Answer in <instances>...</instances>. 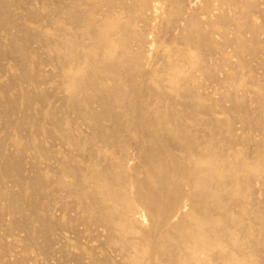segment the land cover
I'll return each instance as SVG.
<instances>
[{
    "label": "bare ground",
    "instance_id": "6f19581e",
    "mask_svg": "<svg viewBox=\"0 0 264 264\" xmlns=\"http://www.w3.org/2000/svg\"><path fill=\"white\" fill-rule=\"evenodd\" d=\"M35 1L0 0V59L9 57L6 60L13 61L9 64L14 72L9 71L8 75L15 74L14 68L20 72L16 73L18 77L13 75L4 79H11L10 82H0V114L4 119L9 113L17 114L15 110L10 112L11 103L7 102L10 100H5L6 95L10 98L9 92H6L7 83L15 88L12 85L20 81V77L24 78V82H18L22 85V82L27 83V76H32L34 81L28 78L33 83L31 85L42 84L46 80L43 81L45 76L37 70L39 64L55 61L60 76L63 74L62 86H65L61 89V94L65 92L61 97L63 102L59 98L63 103L59 106L63 107L60 114L72 110L74 114L71 115L74 116L65 112L68 117H52L47 124L54 129L61 124V129L66 128L74 141L72 130L86 121L106 150H100V145L96 146L91 141L87 144L95 145V148L76 140L75 143L82 142L88 147L84 149L87 153L83 151L86 155L82 153L85 160V156L89 158L87 166L77 165L80 159L78 156L76 163L74 156L80 153L72 154L69 165L59 167L63 168L61 174L65 176L60 174L61 178L67 179L59 178L58 171L57 181L49 175L57 186L51 184L50 177L49 180L32 177L28 185L17 181L18 187L21 182L26 186L23 189L33 192L29 196L38 195L40 199L37 200L40 201L50 194L46 191L51 185L56 188L55 191L58 190L59 196L63 192V195H72L71 203L79 206L75 214L79 208L83 213L78 219L83 222L84 230L90 226L89 229L96 231L99 225L102 228L97 230L102 232L103 229L101 234L104 237L96 236L103 243L117 245L114 240L119 239L121 244L113 247L120 252L121 256H118L114 249V260L120 264H264V150H261L264 147L260 148L257 142H261L257 139L253 142L254 138L248 134L235 132L227 121L213 116L201 119L199 116L207 114L210 109L204 102L207 97V100L225 109L233 120L238 119L240 125L249 124L256 130H264V87L251 89L249 81H240V75L248 76V68L255 63L260 65V74L264 75V0H54L53 3L46 0L47 4L57 1L53 10H50L52 5L49 3V12H46L48 9L44 8V1L41 0L42 4H38L43 6L44 11L47 9L45 17H38L42 7L37 8ZM33 2L37 5L31 7L29 4ZM26 5L38 10L29 11ZM22 11L24 15L29 14L28 19H32L27 20L33 21L28 22L30 26L24 22ZM40 17L46 18L45 22L54 19L52 21L56 26L54 24L53 28L56 29L52 30L56 32L55 38L46 36L42 23L38 24L42 29L38 25L33 27L34 22L39 23ZM165 18L170 21L162 22ZM180 22L183 26H178H182L179 31L175 26ZM160 26L167 31L173 27L177 34L172 31L176 36L172 38L179 40L183 47L170 45V49L156 50V41L153 40ZM259 42L263 44L257 47ZM40 43L52 51H49L51 54L46 53V49L43 51L42 47L46 54L39 55L43 53H38ZM2 44H6L8 49L2 48ZM35 44L40 47L38 51L34 48ZM154 55L157 58L159 55L167 57V62L164 64L166 59H163L162 66L151 64L156 58L152 59ZM1 63L0 66L4 64ZM80 63L84 66L80 67ZM1 69L4 71L3 67ZM164 72L170 76L168 84L163 82L168 79L163 77ZM254 73L257 74L258 70ZM227 74L233 81L217 87L216 91L220 90V94L212 95L215 87L211 78ZM58 83L61 84L60 81ZM19 93L17 97L21 95L31 104L39 96L44 97L39 92L34 96L32 92L31 96L27 92ZM253 94L258 95L255 106L249 99ZM79 102L89 107L91 104L92 107L97 106L93 105L97 103L99 107L87 110L88 107L79 105ZM196 105L198 108H194ZM54 108L58 112L62 109ZM69 115L73 117L70 119L73 125L67 128L63 123L66 118V122L69 120ZM19 118L22 119L16 123V128L20 126L21 129L31 117L23 115L16 122ZM192 122L205 124L210 131L201 135L196 127L198 124L193 125ZM72 140L70 144H74ZM238 141L242 149H245V144V150L247 147L251 150L253 157L241 155L249 161L240 159L241 156L235 158L236 153L245 151H239L238 145H235ZM24 144H17V155L3 158L0 183L3 182L2 176L12 177L14 172H20L27 164L23 163L27 150ZM2 145L4 142H0V153H3ZM85 146L80 144L79 147L82 149ZM131 147L141 156L130 152ZM229 149L237 152L230 153ZM75 151L78 152L77 149ZM61 159L59 156L57 160L62 162ZM130 160H135L136 165L133 162L129 164ZM8 184L10 182L5 186L8 187ZM15 188L10 187L5 194L0 191V204L3 201L7 203L4 213L1 212L3 208L0 209V216L12 217L8 218V224L3 225L6 227L1 231H6L8 235L18 230L28 237L35 233L37 239H43L48 232V222L37 211L40 201L29 202L27 209L31 216L28 213L29 216H24L22 206H25L24 200L28 195L22 200L21 192L18 193ZM68 203L61 206H68ZM72 210L74 212L75 209ZM71 217L73 215L70 216L73 219ZM35 220L38 226L33 224ZM67 222L66 225L69 224ZM136 231L141 233V237L135 236V233L138 235ZM112 237L116 238L112 241ZM7 244L12 243L0 246L4 251L6 249L5 252L13 249V245L10 248ZM128 252L133 253L132 256L126 255ZM109 256L112 257L104 253L103 259L91 256L89 259L92 264L108 263ZM75 259L76 264H82L79 257ZM7 261L5 264H17L15 260Z\"/></svg>",
    "mask_w": 264,
    "mask_h": 264
},
{
    "label": "rangeland",
    "instance_id": "374dc122",
    "mask_svg": "<svg viewBox=\"0 0 264 264\" xmlns=\"http://www.w3.org/2000/svg\"><path fill=\"white\" fill-rule=\"evenodd\" d=\"M39 1H41V0H37L35 2L38 4ZM42 1H44L43 4L41 3ZM42 1L39 2V4H42L44 6V8L47 7V9H48V7L50 5H52V7H50V10H53L54 6L57 5V1L54 4H52L54 2V0H52V3H50L51 0L49 1L50 5H49V3L48 4L46 3L47 2L46 0H42ZM35 2H33V4L31 3L29 5H31V7L33 5L36 6L37 4ZM39 4L37 5V8L41 9V7H42V10H40L41 11V14H39L40 11L38 12V17L40 15L41 16L43 15L45 17V14L46 13L44 14V12L47 9L44 11L43 10V6H39ZM29 5L28 6L26 5V7H29ZM31 7L28 8L29 11H32V9H35V11L38 10V9L36 10V7L35 8H31ZM26 10H27V8H26ZM26 10H25V12L28 11V10L27 11ZM46 12H49V9ZM23 13H24V11H22V15H24ZM28 13H30V12H28ZM47 15H48V13H47ZM24 16H23L24 22H26V23L32 22L33 23V21H27V20H32L30 18L28 19V17H30L29 14H25ZM26 16H27V18H26ZM44 17H40L41 19L39 18V23L37 22V24H36L34 22V24H33L34 26L31 25V27L32 26L33 27H36L38 24L42 23V25H44L43 27L46 30V32H45L46 33V36L49 37L48 35H50L51 36V39H53L52 37L55 36L54 33L56 34V32H54V30L56 28H53V27L56 26V24L53 23L54 21H52L54 19L48 20V18H47L48 22H45L46 21V18H44ZM25 18H26V21H25ZM254 19H257V18L254 17ZM42 20H44L45 23H43ZM166 20H169V19L165 18L162 22H167L168 23V21H166ZM259 20L260 19H257V21H259ZM47 23H49V24H47ZM30 24L31 23H28L27 25L30 26ZM45 24H47V25L45 26ZM50 24H53V26H50ZM54 24H55V26H54ZM162 25L164 26L165 23L164 24L162 23ZM180 25H182V23L181 24L177 23V26H175V28L177 27L176 29H179V31L181 30V27L183 26L182 25L181 27H178ZM38 26L41 29L43 28L40 25H38ZM47 26H48V29L46 28ZM163 26H160V31H159V33L156 34L157 36H155L154 37V40H153V41H156V43L154 45L156 47V50H158V49L159 50L160 49L161 50H163V49L166 50L167 47H168V49H170V45H171V47L172 46H176V47H178V46L181 47L182 46L183 47V45H181V42H179V40H177L176 38L175 39L172 38V37H176L175 34H177V31H175V29L173 27H172V30L171 31H170V29H168V31H167V29L163 30L164 29ZM49 27H51V29H49ZM70 27L71 26H69V28ZM52 29H54V30H52ZM47 30H49V31L52 30L53 32H51V31L50 32L53 35L51 33L49 34V32ZM41 31H43V30H41ZM172 31H174V33L175 32L176 33L175 34H172ZM40 34H43V32L42 33L40 32ZM44 36L45 35H42L41 37L43 38ZM47 37H44V39L45 38L47 39ZM155 38H157V39L155 40ZM48 39H50V38H48ZM262 44L263 43L259 42L257 44V47H259ZM2 45H1L2 48L4 47V48L8 49L7 46H6V44H2ZM36 45H37V47H35ZM35 46H34V48H36L35 50H37L38 47H39V45L38 44H35ZM40 47H39L40 48L39 51L37 50L38 53L47 50L46 47L44 48V46L42 44L40 45ZM42 47H43L44 50L42 49ZM184 47H185V45H184ZM188 47L189 46L187 45V48ZM49 51L47 50L46 53L52 52V51H50V52ZM46 53L43 52V53H40L39 55H41V54L43 55V54H46ZM162 56L163 55H159V58H157V56H155V55L152 56V59H153V57H156V58L153 59V61L151 62V64L152 63H155V65L157 66L158 63H159V65L162 66L163 64H161V62H162L161 60L166 59V61H164V64H165L167 62V57H164L163 56L164 57L163 58ZM5 58L6 59H10L9 57L8 58L5 57ZM6 59H4V58L2 60L0 59L1 60L0 61V64H2L1 62L4 63L3 64L4 66L1 65L0 67H3L4 68V71H5L4 72L2 69L0 70V82H2V80L6 79L7 76H10L8 78H11V76L14 77L15 75H17V74L20 73V72L19 73L16 72V71H18L17 68H14V69H16L15 70V74L14 73H11V74L8 75V73H10L9 71L14 72V70L12 68V65H10V64H12L13 61L10 60L11 61L10 62L9 60L7 61ZM150 61H151V59H150ZM9 62H10V64H9ZM80 64H81L80 67H82L83 64L82 63H80ZM8 67H10L9 70H8ZM13 67H15L14 64H13ZM259 67H260L259 64H256V63L253 64L250 68H248L250 74L248 76L247 75L244 76L243 74H241L240 77L241 76L242 77L240 78V81L241 80L242 81L244 80L245 82L249 81V83H250V86L249 87L251 89H259L261 86L264 87V75H261L260 74ZM37 70L39 72H42L43 77L45 76V79L43 78L44 79L43 81L46 80L45 82H43L45 84L39 83L37 85L34 82L35 85H31V84H33L32 81H34L33 80L34 78H32V76H27V80H28V78H30L32 81L31 80H28V81L25 80L27 82L26 84L23 83L24 80H22V79H24V78H22V77L19 76L21 78V80L20 81H17L16 83H14L15 85L12 83L13 84L12 86H15V88L14 87L12 88L11 87V84L10 83H7L8 89L11 87L10 90H8L6 88V92L7 91L9 92L8 95H10V98H9V96L6 95V97H5L6 99L5 100H7V98H8L11 101V102L10 101H7V102L11 103L10 104L11 107L9 106L10 112L11 111L13 112L15 110L14 113L16 112L18 115L17 114H13V113H11V114L9 113V114L6 115L7 117L5 116L6 118L4 119L3 115L0 114L1 115L0 116V137H2L0 139V142H4V145H2L4 147L1 150V151H3V153L2 152L0 153V164L3 163V161H4L5 158H7L9 156L12 157V156L17 155L16 149L19 148V146L17 144H20V145L22 144L23 145L25 143L24 145H27L26 146L27 147V150H26V153L24 154V161H23V163H27V164L24 165V168L23 169H20L21 170L20 172L19 171L14 172L15 174H13L14 176H12V177H10V176H5V177L2 176L3 177V182L0 183L1 184L0 185L1 194L8 193L7 192V189H9L10 187H12V188H15L16 187L15 189H18L16 191L18 193L21 192V198H22V200H23V197L24 196L26 197L28 195L26 197V199L24 200L25 206L24 205L22 206V208H23L22 211H24V213L26 214L25 215L22 212V214L24 216H29L30 215V210L27 209V208H29L28 207V204H30L29 202L32 203L33 201L35 202V201H40V200H37L39 198L38 195L32 196V197H34V199L31 196H29L33 192L30 189H28L29 191L28 190L26 191V189H23V188L26 187V186H23V184L26 185L25 183H27V185H28L29 184V181H31L35 177H37L38 179L41 178V180H46L48 178L47 180H49L53 176L54 178H56V179H54V181L55 180L57 181L59 178H61L62 176H64V175H62L63 174V171H62L63 168H59V167H63V165H69L68 162L70 161V159H72V158H69V157L73 156L72 154H75L76 155V154L80 153L79 155L74 156L75 159L79 156L78 158L80 159V162H78L77 165H79L80 167L87 166L88 164L86 165V163H87V161H88L89 158H87V156H85L86 159H87V160H85L82 156H83L84 153H87L88 152L87 150H84L85 148L88 149V147H86L85 145H82V142L84 144H87L88 142L91 141L90 143L96 144V146H99L100 145V148H101V149L99 148L100 150H103V149L106 150V147H103V146L101 147V144L102 143L99 141V138L96 136V133H94V131L89 127V125L87 124L88 122L86 123V121L84 122V125L86 123V125H85L86 128L84 127V125H81L80 124L81 127H79V128L77 127L76 129H73L72 130L73 133H74V136L73 137H75L73 139H76L78 141H82V142H78L79 144L74 142L76 140H74V141L72 140V137H70L68 135V133L66 132V130H65L66 128L63 129V130L61 129V124H60V126L57 129H54V128H52V126L50 124H47L48 121L52 120L51 119L52 117H53V119H58L60 116H64V115L68 117V115H66L65 112H67L70 115H71V113L72 114H74V113H73L72 110H70V112H69V110H66L65 112H63V114H60L62 112V110H63V107H59V106L60 105H63V103H60L59 98L61 99L62 95L65 93V92L63 93V91H62V94H61V89L62 90L65 89V88H63L65 86H62L64 84H63V82L61 80H63L64 78H63V74H62L61 76H62L63 79H61V76H60L61 72H60V69H59L57 63L55 61L54 62L51 61V62H47V63H45V61H43V63L41 62L39 64V68H37ZM255 70H258V73L257 74L254 73ZM57 71H58V73H57ZM147 71H150L152 73L154 72V71H151V70H147ZM54 73H56V74H54ZM166 74H167V76H166ZM164 76L166 78H168V79L165 78L166 80H164V81L162 80V81L163 82L166 81L167 84H168V82L170 83V76L168 75V73L163 74V77ZM15 77H18V75L15 76ZM9 80H11V79H9ZM9 80H4L3 83L10 82ZM21 81H23L22 82V85L21 84H18V82H21ZM58 81H60V83L61 82L62 83L59 84ZM232 81L233 80L230 79V77L228 76V74H227V76H224L223 75V76H218V77L211 78V84H213L214 87H215V90L213 89L211 94L212 95H215V94L218 95V94H220V90L216 91L217 87H223V86L231 83ZM29 82H30V84L28 85ZM8 84H10V85H8ZM16 85L18 86V88H17ZM40 86H42V87H40ZM40 88H42V89H40ZM27 90H29V91H27ZM19 91L21 93L27 92L30 96H31L32 93H34V94H32V96H34V95H37L38 94V93L36 94V92H39V94L42 93L44 97L41 98V96H39V98L36 99L33 102V104H31V102L27 103L28 100L26 102V100L23 98V96L21 97V95H19L20 98H22L21 99L22 100V103H21L20 98H18L19 96L18 97L16 96V95H18V92ZM34 91H36V92H34ZM41 91H43V92H41ZM45 91H49V92H45ZM21 93H19V94H21ZM249 97H250L249 98L250 101L252 102V105L255 106V104L257 102L258 95H254L253 94V95H251ZM62 99H61V102H63ZM204 102L210 106V109L207 112V114L206 113H202L201 115H199L201 119H209L210 117L213 116V117L219 118V120L221 119V120H224L225 122L227 121L228 123L231 124V126H232V128H233V130L235 132L244 134L245 136L248 134L250 137H253L254 138V139H252L253 142L259 141V142L262 143L261 144V143H258L257 142V144H260L259 145V146H261L260 148H263L264 147V146H262V145H264L263 144L264 143V130H259V129L256 130L251 125H249V124H241L240 125L239 124L240 122H238L239 121L238 119H237V121L236 120H233L234 118L232 119L231 116L226 112L225 109L219 108V106H216L215 103H213L212 101L207 100V97L204 100ZM79 103H80L79 105H81V102H79ZM152 103H154V105L156 106L155 102H152ZM165 103H167V101ZM82 105H83V103H82ZM91 105H90V107L86 105L88 108L86 106H84V105L83 106L85 108H87V110H92V109L94 110L95 107H99L97 103L93 104V105H97V106H93L94 108ZM54 107H56V108L59 107V108H57L58 110H60V108H62V109L58 112ZM84 107H82V108H84ZM91 107H92V109H91ZM150 107H153V106H150ZM194 108H198V105H196ZM95 110H97V109H95ZM19 115H21V116L24 115V117H26V116L29 115L31 117V118H27L28 119V123H26V125L24 127H22L24 129L21 128L22 130L19 128L20 126H17L18 128H16V123L18 124L21 121L20 119H22V118H19L17 120V122H16V119L18 117H21ZM70 115H69V118H68L69 120L73 118V117H70ZM71 116H74V115H71ZM64 117H61V118H64ZM64 119H61V120L64 121ZM66 119H65V122L64 123L63 122H61V123H63L64 126L66 125L65 127L69 128L70 125H73V123L71 122L72 120H70V121L68 120L66 122ZM5 120H7V121L5 122ZM191 124H193V122ZM195 124H198V125H196V127L199 128V131H200V134L201 135H203L204 132L210 131L209 130V127L207 125H205V124H200V123H197V122ZM195 124H193V125H195ZM242 125H245V126H242ZM64 126H62V127L64 128ZM19 129H20V131H18ZM91 131H93V133ZM106 131H109L107 127H106ZM201 131H202V133H201ZM106 133H109V132H106ZM218 137H220V136H218ZM256 139H257V141H255ZM70 140H72L74 142V144H70L71 143V142H69ZM1 144H3V143H1ZM80 144H81V146H85V147H82V149H81V147H79ZM89 144H87L89 147H92V146L94 148L96 147L95 145H92V144L89 145ZM239 144H241V143L238 141L235 145H238L237 148L240 151L242 148H241V145H239ZM72 145L75 146V147H73ZM243 145H244L243 148L246 149V147H245L246 145L245 144H243ZM76 146H78L79 148L76 147ZM258 147H257V149H259L260 152H263L261 150H264V148L260 150V148H258ZM133 148L134 147H131V150L129 149V151L130 152H133V154L136 153V155H137L138 154V152H136L137 150H134L135 148L134 149ZM237 148H234V149L236 150ZM248 148L249 147H247L248 153H247V151L245 149H242V150H245V151H242V153H240V152L236 153L237 151H235L234 149H232V150L229 149V152L230 151H232L230 153H234L235 152L236 153V154L234 153L236 155L235 158L236 157L238 158L241 155L242 156L243 155H247L245 158H248V156L251 158V157H253V154H252L251 150L250 151L248 150ZM76 149H77L78 152L75 151ZM83 151H84V153H83ZM11 152H14L15 154L13 153L14 154L13 155V154H11ZM8 153H10L11 155L8 154ZM244 153H247V154H244ZM237 154H239V155H237ZM84 155H86V154H84ZM138 155H140V153ZM25 156H27V158ZM59 156H60V158H62L61 161L62 162L64 161V164H62V162H60V160H57V159H59ZM140 156H139V158H140ZM242 156L240 157V159L242 158ZM135 157H138V156H135ZM54 158H55V160H54ZM82 158H83L84 161L82 160ZM77 159H76V163H77ZM242 159H244V158H242ZM26 160H27V162H26ZM135 160H136V158H135ZM135 160H130L128 163L130 164L131 162H133ZM244 160L249 161L248 159H244ZM82 161H83V163H82ZM139 161H140V159H139ZM60 163L62 165H60ZM133 163H135V162H133ZM135 165H136V163H135ZM137 165L140 166L141 164L140 163H137ZM57 169H59V170H57ZM57 171L59 172V175L62 172V174H61L62 176L61 175L59 176ZM37 172H39V173H37ZM16 173H18V174H16ZM39 174H40V176H39ZM16 175H17V177H15ZM58 176H59V178H58ZM64 177H63L64 180L67 179V178H64ZM8 178H10L9 181H8ZM15 178H18V179H15ZM6 179H7V181H6ZM19 180L23 184L20 182V185L18 187V184H16V183H19V182H17ZM50 180H51V184L52 185L57 186V185H55L56 183L53 184L52 178ZM11 181L13 182V184H11L12 183ZM7 182H10V184H8V187L5 186V185H7ZM2 184L4 185L3 187H1ZM21 184H22V186H21ZM14 185H15V187H14ZM52 185L50 186V188H48L49 190L46 191L47 193L50 192V194H47L43 198L44 201H42V200L40 201L42 203H40V202L37 203V206H39V208L37 209V211L40 212L39 214L42 213V216L44 215V218L46 219L45 222H48L49 223V225H48V223H46L47 224V228L48 229L51 228L49 230L47 229V231H48L47 232V235L45 234L44 235L45 237L43 239H42V237L41 238H38V239H37V237H35L36 234L34 233V231L36 232V230L33 231L34 234H32V236L30 235V237H32L33 239L30 238V237H28V236H26L25 233L20 232L18 230L12 231L11 233L8 234L9 236L6 235V231H4V230L1 231V228L2 229H5L6 226L3 227V225L8 224L7 222H9V220L12 217H8V215L7 216H0V219H2V217H3V219H2L3 221L1 220V222H4V223H1L0 222V246H2L1 244L4 245L5 243H9V242L12 243L11 245H13V249L12 250H9V252L8 251L5 252L6 249L4 251V249L3 248L1 249V247H0V263L1 264H5L6 262H8L7 260H13V261L15 260L14 262H16L17 264H76L75 263V261H76L75 257H77V258L79 257L82 260L81 261L82 264H87V263L88 264H92L90 262L92 260L89 259L90 256L91 257H98L100 259H103L104 258L103 257L104 256V253H107L108 255H111L112 256V257L109 256L110 259L111 258H113V259H111V260L108 259L107 260L108 263L106 261L105 262L103 261L101 263H96V264H106V263L107 264H120V262H118L117 260H114V254H116V253H114V251L116 249L113 246H115L116 244H114V245H108V243H105V242L103 243L102 242V239H103L104 236H102L101 233L103 232V229H101L102 232H100V231L97 230L98 228H102V226L99 227V225H98V228L96 229V231H98V232L94 231L93 229L92 230L89 229L90 226L89 227L86 226V228H85L86 230H84L83 222L81 221V219L80 220L78 219V218H80L83 215V213L80 212L81 209L79 208V212L80 213L79 212H76V214H75V211H78L76 209H78L77 207H79V206L78 205H76V206L74 205L75 206L74 207L73 206V203H71L73 198L70 197V196H72V195H70V196H67L66 194L63 195L64 194V192H63L62 193L63 196L62 195L59 196L58 195L59 194L58 193V190H56L57 191V193H56V191L54 190L56 188H54V186H52ZM19 189L20 190L22 189V190L20 191ZM28 197H29V199H28ZM70 198H72V199H70ZM31 199H33V200L31 201ZM65 202L66 203L69 202L68 203L69 205L67 204L68 206H65V205H62L61 206V204H63V203L65 204ZM5 205L7 206V203L5 204L4 201H3V204L2 205L0 204V209L3 208L1 210V212L6 209ZM70 205H72V206H70ZM65 207H67V208L70 207L68 209V211H72V212H68L66 210L67 208H65ZM71 208L72 209H75L74 212H73V210ZM140 209H142V208H140ZM140 209H138V211ZM28 210H29V212H28ZM142 212H144V211H142ZM3 213H4V211H3ZM77 213L79 215L82 213V215L79 216ZM72 215H73V217H71V218H73V219L76 218L75 220L70 219V216H72ZM144 215H145V212H144ZM76 216H78V217H76ZM8 218H9V220H8ZM70 220H72V221H70ZM66 221H69V222H67V223H69L68 225L65 224ZM32 222H34L33 223L34 225L37 224L35 226H38L39 225V223L36 222V220L35 221H32ZM74 222H76V223H74ZM145 222H147L146 215H145ZM33 224H32V226L34 227ZM80 224H81V226H80ZM34 228H36V227H34ZM94 228H96V226ZM74 229H76V230H74ZM92 231H94V232H92ZM137 233H138V235L135 233V236L141 237V233L139 231ZM91 234H93V235H91ZM86 235H88V236H86ZM90 235L93 236V238ZM96 235H98L99 237L101 236L100 238H102V239H99L98 236H96ZM114 238H116V237H112V241H113ZM90 240L93 241V242H91ZM118 240H119L118 238L114 240V242L117 243L116 246H119L121 244V242L118 241ZM101 242L103 244H100ZM114 242H112V243H114ZM95 244H97V245H95ZM7 245H9V247L11 248V245L10 244H7ZM87 245H89V246H87ZM19 246H20V248H19ZM90 247H94L93 248L94 250L90 249ZM14 249H17V250L14 251ZM72 251H75V252H72ZM107 251H109V253ZM90 252H93V253L91 254ZM117 253L118 254H116V255L121 256L119 254L120 253L119 251H117ZM132 254L133 253H131V252L129 253L128 252L126 255L132 256ZM86 255H88L87 258H86ZM116 259H117V257H116ZM18 260L20 261V263H18Z\"/></svg>",
    "mask_w": 264,
    "mask_h": 264
}]
</instances>
